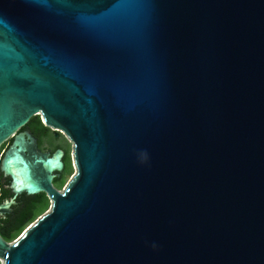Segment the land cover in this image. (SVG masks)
Here are the masks:
<instances>
[{
  "label": "water",
  "instance_id": "obj_1",
  "mask_svg": "<svg viewBox=\"0 0 264 264\" xmlns=\"http://www.w3.org/2000/svg\"><path fill=\"white\" fill-rule=\"evenodd\" d=\"M38 114L62 192L61 150L16 133ZM10 135L13 194L52 204L3 264H264V0H0Z\"/></svg>",
  "mask_w": 264,
  "mask_h": 264
},
{
  "label": "trees",
  "instance_id": "obj_2",
  "mask_svg": "<svg viewBox=\"0 0 264 264\" xmlns=\"http://www.w3.org/2000/svg\"><path fill=\"white\" fill-rule=\"evenodd\" d=\"M26 125H28L34 134L40 137V144L43 139L50 137V129L40 121L38 115L31 116ZM63 163V170L57 171L59 174L54 177L53 183H61L63 181L69 165L67 155H65ZM8 182L9 177L3 176L0 171V203L9 199L13 200L10 204L9 212L0 214V236L5 241H9L21 233L48 205V197L44 192L33 194L21 192L14 195L12 190L7 186Z\"/></svg>",
  "mask_w": 264,
  "mask_h": 264
},
{
  "label": "rangeland",
  "instance_id": "obj_3",
  "mask_svg": "<svg viewBox=\"0 0 264 264\" xmlns=\"http://www.w3.org/2000/svg\"><path fill=\"white\" fill-rule=\"evenodd\" d=\"M40 121L45 125L42 116L40 114H38ZM48 128L50 129V132H55L57 134V136H55V139L52 138L53 136L50 135V137H47L45 139H43L42 143H41V149L43 152H49V153H53L54 152V148L56 145H59L61 147H65L66 151H67V158H68V168L66 170L65 173V177L63 179V181L60 183H51L53 185V187H55L59 192H62L67 184L70 182V180L72 179V177L75 175L76 173V166L74 163V158H73V143L71 142V140L66 136V134L58 128H54L51 126H48ZM12 135L6 137L1 143H0V156L3 153L4 149L2 150V146L8 145L9 144V138H11ZM63 145V146H62ZM6 147V146H5ZM62 152V151H61ZM62 155L63 153H61V158L62 159ZM67 160V159H66ZM52 201L48 198V205L45 207V209H43L37 216L36 218L30 222L25 228H27L31 223H33L35 220H37L40 216H42L43 214H45L47 211H49L50 207H51ZM24 228V229H25ZM23 229V230H24ZM22 230V231H23ZM21 231V232H22ZM21 233H19L17 236H15L14 238H12L11 240L7 241V242H13ZM3 259L0 258V264H3Z\"/></svg>",
  "mask_w": 264,
  "mask_h": 264
},
{
  "label": "flooded vegetation",
  "instance_id": "obj_4",
  "mask_svg": "<svg viewBox=\"0 0 264 264\" xmlns=\"http://www.w3.org/2000/svg\"><path fill=\"white\" fill-rule=\"evenodd\" d=\"M28 121V120H27ZM20 131H26V132H29L34 138H35V142L32 144L33 145V147H34V149L35 150H38V151H41V152H43L42 151V149H41V144H40V137L39 136H37L36 134H34L33 132H32V130L28 127V125H26V123H24L21 127H19L17 130H16V133H18V132H20ZM50 135L51 136H53L52 138H54L55 139V136H57V134L55 133V132H50ZM24 139H25V141H30V139L28 138V136L26 135V134H24ZM9 144L8 145H5V146H2V150L4 149V151H3V153L1 154V156H0V161H1V159H2V157H3V155H4V152H5V150L9 147V145L12 143V141H13V138H9ZM63 146V145H62ZM56 149H60L61 151H62V153H63V155H62V159H61V161H62V164H63V166H64V158H65V155H66V150H65V147L63 146V147H61V146H59V145H56V147L54 148V151L56 150ZM63 166H62V169L60 170V171H62L63 170ZM1 171V170H0ZM1 173H2V171H1ZM54 177L57 175V174H59L58 172H54ZM2 175L3 176H5L3 173H2ZM54 177L52 178V183H53V179H54ZM7 186L11 189V187H10V178H9V182H8V184H7ZM5 201H7V200H5ZM4 201V202H5ZM3 203V202H2ZM0 214H2V213H0Z\"/></svg>",
  "mask_w": 264,
  "mask_h": 264
}]
</instances>
